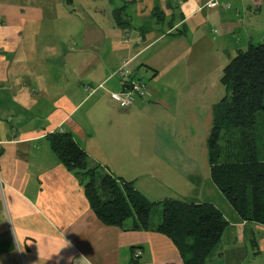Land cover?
<instances>
[{
    "label": "crops",
    "instance_id": "obj_1",
    "mask_svg": "<svg viewBox=\"0 0 264 264\" xmlns=\"http://www.w3.org/2000/svg\"><path fill=\"white\" fill-rule=\"evenodd\" d=\"M36 3L0 0V264H132V251L137 264H183L164 236L102 225L41 141L71 134L89 165L149 202L165 187L161 175L195 181L184 140L192 124L211 119L226 65L264 43V0ZM136 80L143 95L118 108L109 94ZM144 170L152 182H137ZM222 215L235 233L230 261L219 249L207 264H248L253 247L237 229L264 228Z\"/></svg>",
    "mask_w": 264,
    "mask_h": 264
},
{
    "label": "trees",
    "instance_id": "obj_2",
    "mask_svg": "<svg viewBox=\"0 0 264 264\" xmlns=\"http://www.w3.org/2000/svg\"><path fill=\"white\" fill-rule=\"evenodd\" d=\"M224 97L212 107L206 141L209 176L241 222L264 228V43L249 45L223 69ZM262 119L263 155L257 149V120ZM50 149L80 181L84 196L104 226L154 232L173 244L183 264H207L229 224L210 204L165 200L159 223L153 204L131 182L101 174L71 134L47 135ZM82 179V181H81ZM256 245L255 241L252 247ZM132 264H137L133 259Z\"/></svg>",
    "mask_w": 264,
    "mask_h": 264
},
{
    "label": "rangeland",
    "instance_id": "obj_3",
    "mask_svg": "<svg viewBox=\"0 0 264 264\" xmlns=\"http://www.w3.org/2000/svg\"><path fill=\"white\" fill-rule=\"evenodd\" d=\"M28 1L30 4H36L37 5L36 2H38L40 0H28ZM66 1H67V3L70 2V0H66ZM67 10L69 13H71V15H74L72 13L76 12V14H77V12H78L75 10V5H74L73 1H72V3L69 4ZM65 21L70 22L72 20H71V18H67ZM54 24L56 25V23H54ZM254 43L258 44L259 42L255 41ZM130 82H132V81H130ZM128 88H129V85H125L123 89L129 90ZM223 91H224V88L221 92L216 91L213 93H215L219 97H220V95L222 97H224L223 95H225V94L222 95ZM216 101H218V100H216ZM218 102H216V104ZM128 108H126V109H128ZM45 123L48 124L49 121L46 120ZM262 127H263L262 119H260V117H258V120H257V128H258V131H257V149L260 153V156L263 155V143H262V131H261ZM210 128H211V119L209 120V122L207 124H204L201 121L194 123V124H192L193 131L190 133L191 135H189V137L186 140H184V146H187L185 148H187L188 154H190V150H189L190 147L192 148V151H193L191 158H193L192 160L195 162L196 167H197L196 171L194 172V175L196 177L195 181L191 180V181H189L190 183L186 182V184L185 183L180 184L179 182H183V181H180L178 178H172L171 175L167 176L168 174H164L163 177L161 175L162 178L160 177L156 181V182H162L165 185V187H163L161 189L162 190L161 194L158 195V193H157L158 190H157L156 191L157 195L151 196V197H154V199L152 201H150L153 204V208L151 211L152 222L156 221L157 219L160 218V213H161L160 203L162 201H165V200H178V201H182V202H186V203H196V204L207 203V204L214 206L216 209H219L221 211V213L224 214V216L226 217L227 220H229V221L231 220L230 217H231L232 209H231L230 205L227 203V201L224 199L223 195L213 185V183L210 180V176H209L206 141H207V137H208ZM185 141L187 142V144H185ZM41 142H42V146H46L45 148L48 150V152L53 153L50 149V145H49L48 139L46 137ZM100 173L105 174V172H103L101 170H100ZM142 173H143V175H145V177L143 178V176H142L140 178L141 180H139L137 182H152L147 177L145 170ZM81 181H82V179H81ZM76 182H80V181L76 180ZM174 182H175V184H173ZM196 184H198V187L193 186ZM146 186H147V188L145 187L146 193H148L149 196L152 195V191H150L149 184L146 183ZM166 186H167V189H166ZM148 190L150 192H148ZM139 194H141V193H139ZM248 228H249V225H248ZM226 231H225L226 234L224 233L225 235H223L221 244L219 245L217 250L219 251V249L220 250L222 249V254L224 255L223 261L226 260L225 263H228L230 261L229 259L231 256L229 253V250L232 248L233 237H235V233L231 230L230 231L226 230ZM235 232H236V230H235ZM247 232H248V229L238 228L237 232H236V233H238V236L236 239L241 243H245L247 240L251 243V245H252L253 241H255V243H256V245L253 246L252 255L251 256L248 255L247 260H250L248 264H264V239H263L264 233H263V230H261V231L255 230L249 234H247ZM260 238H261V240H260ZM249 248L250 247L248 245V250H249ZM239 251L241 254V250H239ZM136 254L137 253H135V252L133 253V251H132V258L134 260L139 257L138 256L136 258L135 257ZM233 254H235V253H233ZM249 254H251V253H249Z\"/></svg>",
    "mask_w": 264,
    "mask_h": 264
},
{
    "label": "built area",
    "instance_id": "obj_4",
    "mask_svg": "<svg viewBox=\"0 0 264 264\" xmlns=\"http://www.w3.org/2000/svg\"><path fill=\"white\" fill-rule=\"evenodd\" d=\"M216 5V2H211L209 4V7L213 8L216 7ZM125 85H129L130 90L123 89L121 92L109 94L110 100L121 109L130 107L134 101V98L136 96H142L144 91L146 90V86L139 80L128 83L126 82ZM138 256L139 253H137L135 257L137 258Z\"/></svg>",
    "mask_w": 264,
    "mask_h": 264
},
{
    "label": "water",
    "instance_id": "obj_5",
    "mask_svg": "<svg viewBox=\"0 0 264 264\" xmlns=\"http://www.w3.org/2000/svg\"><path fill=\"white\" fill-rule=\"evenodd\" d=\"M128 89L130 90V87Z\"/></svg>",
    "mask_w": 264,
    "mask_h": 264
}]
</instances>
